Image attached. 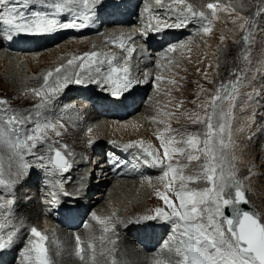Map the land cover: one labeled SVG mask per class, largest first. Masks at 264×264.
Returning a JSON list of instances; mask_svg holds the SVG:
<instances>
[{
    "label": "rangeland",
    "instance_id": "374dc122",
    "mask_svg": "<svg viewBox=\"0 0 264 264\" xmlns=\"http://www.w3.org/2000/svg\"><path fill=\"white\" fill-rule=\"evenodd\" d=\"M45 1L53 2L54 0ZM147 1L148 0H138L137 3L133 2V12H128L130 17H134L125 26L112 24L105 25L100 33L96 35L88 34L76 37H62L50 45H45L43 48H37L31 51H23L21 49L11 51L12 54H17L18 57L15 59H18V64L10 63L9 60L0 58V99L6 100L8 102L7 106L10 109L25 115L30 114L33 119H36V106L41 103L42 97L33 95L32 90L40 89L43 86V77L49 71H54L61 65H65L67 68L68 60L73 59L74 57H81L84 53H88L91 50L109 56L114 55L118 58L125 57L126 59L119 62L120 67H130L132 75H134L132 79L137 85L136 87L144 88V91L141 94L142 98L140 99L142 103L139 104L140 106L138 108L132 110V112H129L124 117L119 118V120L114 119L112 116L98 115L94 121L104 124V130L102 133L101 131L97 132L98 134L94 133L90 128L80 129L77 132L74 128V123L70 121L73 118L76 119L77 122L80 120L77 125L82 126L83 122L79 118V114L85 116L86 112L84 111V107H86L87 104L84 106V104L77 102V95L80 92L79 88H90L85 91L84 94L93 95L95 94L93 91L99 89V87H97L98 83L96 82L87 81L82 84L71 83L60 90V95L64 92L66 95L59 103V109L56 114L53 113V115H51L46 107L39 109V114L41 116L47 117L54 122L58 120L56 131H59L61 135L56 136L55 132L49 129L47 131V136L49 138L48 142L53 143L55 148L61 149L64 155L69 158L71 163H73L72 165H74V161L79 154H81L80 157L83 154L85 155L83 157H89L86 161L83 160L84 165H86L83 171H86L84 174H86L88 179L92 180V183L94 180L93 185H96L94 187L95 190L91 191V194L94 195L101 193L106 195L107 190H110L112 182L108 181L104 183L103 181H100L103 176L100 173H96V170L99 169V163H94V167L92 165L93 160L91 161V157L93 152L95 153L96 151L94 145L93 149L90 145L92 146L94 142H98L101 147L98 154L103 155L102 151L105 149L107 141H109V144L111 143L113 146L118 147L133 143L137 145L139 153L142 152L143 148H148L150 151H153L158 158H163L164 150L161 147V139L159 137L162 136L165 142L172 137H175L176 140H186L190 134L200 132V147H203L202 141L205 125L203 123H194V121H196L197 118L200 120L206 119V113L210 111L209 105L212 97L216 94L217 87L222 82L225 84L229 81L235 82L236 76L231 75V73L235 71L240 76V82L237 87V92L235 93V106L231 109V113L227 117V122L230 125L231 144L224 150L226 156V170L229 172H235L234 179L240 180L241 188L248 201L247 204L252 207L256 215L264 220V130L260 124L262 118H264V0H198V2L195 0H184L183 4H178L175 3L174 0H170L167 4L168 6H163L161 3L158 7H153L154 9L149 6L145 7ZM163 1L164 0H162V2ZM208 4H215L217 6L214 14L213 9L207 7ZM155 5L157 4L154 3L153 6ZM187 5H191L195 11H203L207 20L200 21L199 18L198 20L196 18H190L191 24L189 28L192 29V31L178 35L179 38L172 41L164 50L169 51L168 49L172 45H175V49L169 51L172 55L171 57L164 54L161 56V52H153V58H151V61L146 62L149 63V66L151 64L157 66L155 68H153L152 65L150 66V70L154 72L152 78L148 75L146 77L145 74L140 75L147 70H138V75L134 73L133 56L137 49H141L140 41H142V34L146 30L150 31L148 25L150 24L151 28H154L155 25L170 24V22L175 20L174 15V17H171V15H165L164 18L158 17L151 23V18L148 17L149 14H154L157 10L162 11L163 7L167 8L168 11L171 9V11H169L170 14L178 13L180 9L186 8ZM107 6L106 3L100 1L97 3L99 11H102V9ZM147 11H149L148 14H145ZM141 16H144V18ZM249 18L253 20V25L251 26V32L249 34V42L247 46H245L242 37L245 34L244 29L249 27L246 22ZM203 27H208L211 31L205 33L202 30ZM127 28L130 29L127 30ZM135 30L140 31L138 37H134L135 34H132L131 37H124V40L128 44V48L134 49V53L131 55L122 48L108 44L107 40L103 43L98 42L90 47L89 43L85 41V38L89 37H99L102 39L104 33L108 31L119 38L121 35H126V33ZM172 30H174V28L170 29V31ZM178 36L173 38H177ZM184 38L187 39L178 45ZM73 39L77 40V42L75 41L72 43L71 40ZM186 45H189L190 49L187 50L188 47L185 49ZM203 45L204 48H201ZM109 47H114L115 50L110 49ZM2 49L8 51L7 49L0 47V51ZM45 49H51L52 52L38 55L39 52H42ZM209 50L213 55L209 53ZM189 51L195 54V58L199 61V63H197L199 66H197L196 63L193 64L194 60L187 58ZM31 54L38 56L29 57ZM147 59H149V57H147ZM156 61L159 62L158 65H156ZM20 64H22L21 73H23L22 70L24 66L25 76L30 77V79H27L26 77V79H24L25 83H23L28 84L29 88H21L22 85L19 84V86L15 84L14 74L16 70L19 69ZM187 67H189L188 70H190L189 74H191V72L197 73L198 78H193V75H190L187 77L185 83H183L182 80L184 79L182 74L183 70ZM148 68L149 67H146V69ZM160 71H163V73H160ZM34 76L38 79L34 80ZM157 77L160 79H157ZM54 79L55 76L50 78V83L53 82ZM97 79H102V77H97ZM145 83H148L147 88V84L145 85ZM70 85H73L74 91L69 94V91H66V88ZM150 92L151 94L149 95ZM148 95H152L151 98L149 97V100ZM96 100H93V103L96 102ZM132 101L135 102V99H132ZM146 101L148 102L146 103ZM52 104H49V107H51L50 105ZM133 106L136 107V103H134ZM144 106L145 108L143 109ZM142 110H145L144 115L148 114V116L145 118L146 122L142 124L141 127H136L133 130L123 128L125 131L112 127L115 124H118V122H129L128 120L131 118V114L139 115ZM224 110H228L227 104L224 105ZM68 113L70 115H68ZM66 114L68 117L63 116ZM75 115L78 117H74ZM215 122L216 121H214V123ZM61 125H63V127H61ZM26 127L31 128L32 124H28ZM100 134L101 136L99 137ZM98 138H100L99 141H96ZM225 139H228L227 131L225 133ZM175 147L185 148L186 151H190V149H188L183 143L176 144ZM33 152L35 155H25L30 163L33 164L35 168L33 171L26 176V169H24V175L20 178H17L16 176L9 177L7 174L5 176V179L16 181L12 184L14 191L17 188V185L20 186V182L23 180L21 183V187L23 188L20 187V193L12 192V189L9 191L7 188H5L6 191H0V195L6 199L10 198L11 195H15L13 198L15 202L13 206L14 212L9 215V218L11 219L9 222L13 224L11 225V230L18 229L13 240V242L16 243L15 250L18 251L20 248H23L25 244H27V247H30V240H38L37 237L31 235L30 229L33 227L48 237V240L44 243L49 249V254L54 261V264H64L63 262L56 261L58 257L55 256V252H68V255L71 254L73 260L67 258L69 260L68 262H71V264H113V261H116L117 258L116 253L110 249V246L116 235L123 239H127L130 243L129 247L131 250L136 248L135 245L140 243L141 248L138 247L140 255L136 258L140 256L146 258L147 255L149 256V254L151 255L157 251L158 248H161V245H164L166 241L170 242V238L174 235V225L170 221H165L159 218L156 220L144 219V217L154 216L155 209L157 208H161L169 214L171 213V208L160 199L158 193L167 194L176 205L179 204L174 192L165 187V185L172 180L171 174L169 177L163 178V171L166 169L154 166V170L147 171L146 174L138 177L140 180V187L136 186L131 189L128 188V190L122 193L119 198L113 196L112 198H114V200H109L112 202V205L107 206V204L104 205L103 203L104 214L99 215V217H97V215L93 216L94 213L98 212L94 207H101L102 203L98 202L97 204H94L92 210H88V212H85V215L82 216L83 208L86 205L81 204V199L76 202L74 198L71 197V192L64 191L67 192L68 195H64L63 197L70 196L71 199L69 202L71 205L75 206L76 211L74 212L76 213L74 214H77L76 216H78L76 220L84 221L76 228L69 226L68 231H76L77 235H79L81 231H84L85 237L80 238V247L85 250L84 246H86L88 251L84 260L79 259L75 255L77 250V240H75L74 235V239L71 241V238L69 237V242L67 246L64 247L63 252L61 243H59V241H61L60 237L56 234L57 224L53 223L54 225H52V229L44 231V229H39L35 226L36 221L33 223H26L18 216L21 207L27 209L28 207L35 208V206H38L41 215L48 218V215L42 213V206L45 201L44 198H41V195L45 192L42 190H46L50 186V182L48 181L47 184L43 185V183L40 182L41 177L39 176L46 177L48 180H52L56 177L63 183V188H68L69 185L74 183V180H72L69 184L70 179L65 177L72 171L69 170L65 173H59L57 171L56 175H54L47 171L46 166H41L45 165V160L40 161L37 160L36 157H47L49 155L48 146H46V144H38ZM68 153H71V155H67ZM195 154L200 155L201 160L191 162L190 166L184 169V174L186 176L195 174L198 171V164L202 163L204 160L203 153ZM97 159L99 160L103 158ZM177 161H179L180 165L189 164V161L186 158L179 154H175L171 162L175 165ZM101 163H103V161ZM167 163H169V161L164 160V164L167 165ZM5 167L7 168V164ZM90 169H92V171H90ZM16 170V166L14 165L13 171ZM29 175H32V177ZM25 178L27 179L24 180ZM116 178L119 177H114L113 179ZM136 178L137 177H132L131 179ZM96 179L99 181H96ZM30 180L32 181L30 182ZM180 184L181 181L177 179L172 187L179 188ZM25 185H29V187H26ZM101 185H104L103 188L106 190H100L99 187ZM147 185L149 186L147 187ZM41 186L43 189H40ZM205 186L206 184L203 180L199 183L187 182L188 190L193 188L202 189ZM232 190L233 189H231V191ZM98 199L92 198L90 200ZM15 208H17L16 211ZM134 223L138 224L141 228L143 226L148 228L150 224L159 223L160 225L157 227L156 231L157 239L153 241V236H148L146 228L145 230H141V233L138 234L140 241H136V239L130 236L133 234L131 228ZM94 224L98 226V228H95ZM119 224L122 225L120 226ZM118 226L120 227V230H118ZM167 228L172 229V232L167 233ZM4 234L6 235V232ZM77 237L78 236H76V238ZM145 242L147 243L144 244ZM89 244L93 245L95 249V260H93V262L89 261L92 260V249L88 247ZM159 258H157L155 264L165 262V260ZM8 261L9 259H5L3 260V263H8ZM129 261L130 260H127V263L126 261L122 263H117L116 261L115 264H129ZM26 262L27 261L20 258V260L13 261L10 264H27ZM132 264H137L134 259Z\"/></svg>",
    "mask_w": 264,
    "mask_h": 264
},
{
    "label": "snow or ice",
    "instance_id": "6c2138e0",
    "mask_svg": "<svg viewBox=\"0 0 264 264\" xmlns=\"http://www.w3.org/2000/svg\"><path fill=\"white\" fill-rule=\"evenodd\" d=\"M99 0H54L47 5L51 12L30 11L25 9L30 7V0H0V25L4 26L5 34L9 39L13 35H43L50 34L60 29L75 28L80 29L87 26L84 21L89 19L95 5ZM161 4L162 0H155ZM175 3L183 4L184 0H174ZM209 9H216L215 4H208ZM171 11V9H169ZM80 13L77 16V13ZM61 13H70L74 19L67 23H62L57 17ZM259 13V9H258ZM190 17L199 18L200 21L207 20L203 11L193 10L191 5L182 8L176 14V23L165 25L168 28L183 27ZM81 22L77 23L76 20ZM210 22V21H209ZM248 28L244 29L242 37L245 46L249 42V34L253 20L247 21ZM150 30L159 31L161 29L151 28ZM205 33L211 31L208 27H203ZM130 39V38H129ZM115 43V41H113ZM123 48V44H121ZM175 49L172 45L168 50ZM124 51L132 54L134 49L124 48ZM125 57L109 56L101 52L84 53L81 57H74L67 61L68 67L61 65L54 71H49L43 77V86L40 89L32 90V94L42 97V101L36 106L37 118L33 119L31 115L19 113L10 109L8 102L0 99V186H4L11 191V186L16 181L5 179L6 174L20 178L24 175V169L28 167L24 161L25 155H35L33 152L38 144L48 146L49 155L37 156L40 161H47L52 167L49 169L51 174L65 173L71 168V164L62 151L50 144L47 136L49 129L55 132L56 136L61 135L56 131L57 121L48 119L39 114V109L50 104L60 90L68 84H82L87 81L98 84H107L110 86L111 95L119 97L123 92L130 89L133 85L131 79V69L128 66L120 67V61ZM115 62V63H114ZM107 65V70L103 71V66ZM231 75L236 76V81H229L227 84L221 83L216 94L212 97L209 105L210 111L206 113V119L197 118L194 123H203V147L201 144V133L196 132L189 135L186 140H176L175 137L165 142L161 136V147L164 150L163 158H158L153 151L143 148L139 154V160L144 164L166 169L163 171V178L169 177L172 180L165 185L170 191L174 192L176 205L167 194L158 193L160 199L171 208V213L165 212L161 208L155 209V215L144 217V219H162L170 221L174 227V235L170 242L166 241L163 247L169 255L165 262L161 264H264V220L253 212L242 210L239 205L247 204L245 193L241 190L240 181L235 180V172L226 170V156L224 150L231 144L230 125L227 117L231 109L235 106V93L240 82V76L233 71ZM55 79L50 83V78ZM147 77V73L145 74ZM102 77V79H97ZM157 79H160L157 77ZM228 105V110H224V105ZM214 121H216L214 123ZM32 124L31 128H27ZM63 127V125H61ZM90 131V129H89ZM228 132V139H225V133ZM91 143V142H90ZM183 143L190 151L185 148L175 147L176 144ZM66 147V146H63ZM137 147L136 144L129 143L123 145L125 150ZM54 153V155H52ZM195 153H203L204 160L198 164V171L193 175H185L184 169L189 167L191 162L200 161L201 157ZM175 154L186 158L188 165H180L179 161L174 165L171 161ZM67 155H71L68 153ZM235 159V157H234ZM164 160H168L167 165ZM118 166L117 162H112ZM7 164V168L5 165ZM16 171H13V166ZM45 167L46 165H41ZM234 168V166H233ZM181 181L179 188H173L176 180ZM203 180L206 184L204 188H193L188 190L187 182L199 183ZM56 190L51 192L52 203H58V193L63 192V183L57 181L53 186ZM235 189L234 194L231 189ZM13 200L4 201L0 197V210H4L6 205H12ZM230 210L231 215L226 214L225 210ZM0 215L7 216V212L0 211ZM7 221H0V251L11 247L18 229L8 230L5 235V229L10 228ZM31 235L38 240H30V247H26L21 252V256L29 264H54L49 249L45 246L48 237L43 235L35 227L30 229ZM77 250L75 255L84 260L87 252L80 247L81 241L77 237ZM88 247L92 249V260H95V249L93 245ZM59 253H57L58 255ZM115 264V261H113Z\"/></svg>",
    "mask_w": 264,
    "mask_h": 264
},
{
    "label": "bare ground",
    "instance_id": "6f19581e",
    "mask_svg": "<svg viewBox=\"0 0 264 264\" xmlns=\"http://www.w3.org/2000/svg\"><path fill=\"white\" fill-rule=\"evenodd\" d=\"M137 1L138 0H130V5H133V2H136L137 3ZM169 1L170 0H164L163 2H161L162 3V5L163 6H168L167 4L169 3ZM196 2H198V0H195ZM203 1H205V0H203ZM211 1V0H210ZM201 2V1H200ZM154 3H156L155 2V0H148L146 3H145V7H150V8H152V9H154L155 7H158L160 4H157V5H155V6H153L154 5ZM191 3V2H190ZM189 4V3H188ZM192 4V3H191ZM144 6V5H143ZM152 6V7H151ZM154 7V8H153ZM146 9V8H145ZM131 10V9H130ZM129 12H131V11H129ZM148 12L149 11H147V13H145V14H148ZM135 14V13H134ZM176 14L177 13H173V14H171L172 15V17H174V16H176ZM142 15V14H141ZM174 15V16H173ZM133 17L134 16H131V17H129V20L131 21V19H133ZM142 17V16H141ZM142 18H144V16L142 17ZM175 18V17H174ZM159 21V20H158ZM153 22V19H151V23ZM177 21H176V19L174 20V21H172V22H170V24H172V23H176ZM160 24V23H159ZM190 24H191V22H190V18L188 19V22L183 26V27H181V28H174V30H172V31H170V29L171 28H168V30H167V32H168V34H170L171 36H176V35H182L184 32H189V31H192V29H190L189 28V26H190ZM162 25V24H161ZM161 25H159V26H161ZM164 25H167V24H164ZM156 26V25H155ZM110 28H112V27H110ZM130 28H127V30H129ZM133 29V28H132ZM114 30V29H113ZM123 32V31H122ZM121 32V33H122ZM139 32L140 31H137V30H135V31H132V32H130V33H126V35H121V37H119V39H125L124 37H131L132 36V34H135V36L134 37H138L139 36ZM151 33H152V30H150V31H148V30H146L143 34H142V37H147V38H149L150 36H151ZM195 33V32H194ZM102 34V33H101ZM103 38L102 39H100L99 37L98 38H96V37H89V38H85V41H87L88 43H89V47L91 46V45H94V44H96V43H98V42H101V43H103L104 41H108L109 39H112V38H118L115 34H112V33H110L109 31L108 32H106V33H104V35L102 36ZM189 38V37H188ZM187 39V38H186ZM185 38L178 44V45H180L184 40H186ZM77 42V40H75V39H73V40H71V42L72 43H74V42ZM213 42V41H212ZM215 42V41H214ZM134 43V42H133ZM141 49L139 50V49H137V51H135V54H134V56H133V58H134V68H133V72L134 73H136L137 75L139 74V72H138V70H147L146 72H144V73H142V74H140V75H144V74H146L147 73V75L150 77V78H152L153 77V75H154V72L153 71H151L150 69V66L152 65H148L149 63H146V62H149V61H151V58H153V52H158L159 50H156V49H152L151 47H148L147 46V43H144L143 41H141ZM190 45V44H189ZM189 45H186V47H185V49L187 48V50L188 49H190V46ZM199 46V45H198ZM0 47H3V48H5V49H7L8 51H5L4 49H2L1 51H0V58L1 59H7V60H9V62L10 63H17V60L18 59H15V58H17L18 56H17V54H15V53H11V51H15V50H12V49H10V48H6L5 46H4V44H3V38L2 37H0ZM25 48V47H24ZM110 49H114L115 50V48L114 47H109ZM201 48H204V45H203V47H201ZM39 49V48H38ZM91 51H93V50H91ZM91 51H89V52H91ZM200 51V50H199ZM9 52V53H8ZM52 52V50L51 49H45V50H43L42 52H39L38 53V55H40V54H42V53H51ZM88 52V53H89ZM146 52V53H145ZM161 52V56H162V54H164V55H166V56H172L171 55V53L169 52V51H160ZM211 51L209 50V53H210ZM148 53H150V54H148ZM34 54H36V53H34ZM148 54V55H147ZM200 54V53H199ZM211 54V53H210ZM209 54V55H210ZM38 55H30L29 57H37ZM189 55V56H188ZM187 55V58L188 59H192V60H194V62H193V64H197V63H199V61H198V59L197 58H195V54H193V52H191V51H189V54ZM211 55H213V53L211 54ZM147 57H149V59H147ZM160 58V57H159ZM203 58V57H202ZM153 60V59H152ZM65 61V60H64ZM262 62V61H261ZM156 63V65H158V61H156L155 62ZM18 64V63H17ZM191 66V65H190ZM197 66H199L198 64H197ZM21 67H22V64H20L19 65V69H17L16 70V72H15V74H14V81H15V84L16 85H22L21 86V88H29L28 86V84H23V83H25V80L24 79H26V77L27 76H25V74H24V70H25V68H24V66H23V73H21ZM146 67H149L148 69H146ZM152 67L153 68H155V67H157V66H155L154 64L152 65ZM195 67V66H194ZM188 68L189 67H187L186 69H184L183 70V74H182V76H183V79L184 80H182V82L183 83H185V81H186V79H187V77L188 76H190V75H193V78H195V77H197L198 78V74L197 73H192L191 72V74H189L190 73V70H188ZM192 68V67H191ZM199 68V67H198ZM201 68V67H200ZM33 70V69H32ZM167 70V69H166ZM157 73V72H156ZM160 73H163V71H160ZM26 74H27V72H26ZM168 74V73H167ZM23 76V77H22ZM134 76V75H133ZM27 79H30V77H27ZM33 79L34 80H37L38 78H36V76H34L33 77ZM147 84V85H146ZM19 85V86H20ZM145 85H146V88L148 87V83H145ZM139 87H136V89H134L133 90V93H132V95H130L129 97H130V100L131 99H135V102H133L132 101V103L134 104V103H136V107H134L133 106V110H135L136 108H138L140 105L139 104H141L142 103V101L140 100L141 98H142V96H141V94L143 93V91H144V88H142V87H140L139 89H138ZM141 88H142V90H141ZM260 88V87H259ZM69 91L68 93L70 94L72 91H74V87H73V85H70L69 87H67L66 88V91ZM161 93V92H160ZM151 94V92L149 93V95ZM65 92L63 93V94H57L56 95V97L52 100V102L50 103V104H52V105H50L51 107H49V104H47L45 107H46V109H48V111L51 113V115H53V113H57V111H58V107H59V103L62 101V98L63 97H65ZM148 95V100H149V97L151 98L152 97V95L151 96H149ZM138 98V99H137ZM137 99V100H136ZM137 102H138V104H137ZM148 101H146V103H147ZM94 103L96 104V106L94 105ZM94 103H92V104H87L86 105V107H84V111L86 112V114H85V116H81L80 114H79V110H78V114H79V118L82 120V122H83V124H82V126H79V125H77L78 124V122L80 121H78L77 122V120L76 119H72V117H71V119L72 120H70L72 123H74V128H75V130L78 132L80 129H88V128H90L94 133H97V132H99V131H101V133L103 132V130H104V124H101V123H99V122H95L94 120L98 117V115H102V112H100V111H98L97 109H96V107H98V105H97V102H94ZM143 103H145V102H143ZM145 103V104H146ZM144 104V105H145ZM146 106V105H145ZM145 106L143 107V109L145 108ZM254 106H255V104H254ZM147 107V106H146ZM144 113H145V110H142L140 113H139V115H133V114H131L130 116H131V118L128 120L129 122H118V124H115L114 126H112V127H116V128H118V129H122L123 131H125L123 128H125V129H131V130H133V129H135L136 127H141L142 126V124H144L145 122H146V120H145V118L148 116V114H145L144 115ZM68 115H70L69 113H68ZM68 115L66 114V115H63L64 117H68ZM70 117V116H69ZM74 117H78L77 115H75ZM114 119H117V120H119V118L118 117H113ZM75 122H74V121ZM77 122V123H76ZM260 124L262 125V129L264 130V118H262V120H261V122H260ZM111 128V127H110ZM261 129V128H260ZM122 130H118V131H122ZM260 132H261V130H260ZM98 134V133H97ZM101 136V134L99 135V137ZM99 139L100 138H98V140H96V141H99ZM93 145H94V149H95V153L93 152V155H92V157H91V161L93 160V163H92V165H93V167L95 166L94 165V163H96V162H98L99 163V169H97L96 170V173L97 174H102V178H101V180L100 181H103L104 183L105 182H108V181H110V182H112L111 183V187H110V190L108 191L107 190V193H106V195H104V194H101V193H97V194H94V195H92L91 194V191H94L95 190V186L96 185H93L94 184V180H93V183H92V180H90V179H88L87 178V176H86V174H84L86 171H83V169H84V167L86 166V165H84V163H83V160L84 161H86L89 157H83V156H85L84 154L80 157V155L81 154H79V156L77 157V159H75V161H74V165H72L71 166V170L70 171H72V172H69L70 174L69 175H67L66 177L67 178H69L70 179V181H69V184H70V182L72 181V180H74V183L72 184V185H69L68 186V188L67 187H64L65 189H64V191H69V192H71L72 193V195H71V197H73L74 198V200L76 201V202H78L80 199H81V204H85L86 206H84V208H83V212H82V216L83 215H85V212H88V210H92V206L94 205V204H97L98 202L99 203H102L101 205V207L100 206H98V207H94V209H96L98 212L97 213H94V215L93 216H95V215H97V217H99V215H102V214H104V208H103V203H104V205L105 204H107V206H109V205H112L111 203V201H109L110 199H112V200H114V198H112L113 196H115V197H117V198H119V197H121L120 195H122V193H124L125 191H127L128 190V188L129 189H131V188H134V187H140L141 185H140V180H139V178H138V180H137V178L136 179H131V178H121V177H119V178H116V179H113L114 178V175L108 170V168H107V166H106V164L103 162V163H101L102 161H103V159H97V158H103V155H99L98 153H99V149L101 148L100 146H99V144H98V142H94L93 144H92V146L90 145V147L93 149ZM102 151V150H101ZM104 151V150H103ZM103 151H102V153H103ZM98 160V161H97ZM90 171H92V169H90ZM48 173V172H47ZM54 175H56V173L54 174ZM106 175V176H105ZM30 177H32V175H29ZM39 177H41L40 178V182L41 181H43V185H45V184H47L48 183V181L50 182V186L46 189V190H42V191H45V192H49V193H51V192H53V191H55L56 189L53 187L55 184H56V182L57 181H59V179L58 178H56V177H54L52 180H48V179H46V177H42V176H39ZM27 178H25L24 180H26ZM122 179V180H121ZM23 181V180H22ZM22 181L20 182V186H18L17 185V188L15 189V192L16 193H20L19 191H21L20 190V187H21V183H22ZM32 180H30V182H31ZM96 181H99L98 179H96ZM42 183V182H41ZM131 183H136V184H131ZM123 184H126V185H123ZM142 184V183H141ZM131 185V186H130ZM26 187H29V185H25ZM103 186L104 185H101L99 188H100V190L101 189H105V188H103ZM149 185H147V187H148ZM21 188H23V187H21ZM106 190V189H105ZM44 192V193H45ZM109 192V193H108ZM117 194V195H116ZM43 195V194H42ZM42 195H41V197H42ZM64 196V194H63V192H59L58 193V203H60V204H64V203H68V204H70V202H69V200H67L65 197H63ZM125 197V196H124ZM92 198H95V199H98V200H90V199H92ZM103 199V200H102ZM45 200V199H44ZM102 200V201H101ZM116 201H118V200H116ZM58 203H52V196L50 195V201L48 202V201H45L44 202V204H43V206H42V209H46V207H45V204H49V205H46V206H54V205H57ZM18 207V206H17ZM19 208V207H18ZM17 210V208H15V211ZM20 212L18 213V216L19 217H21L23 220H24V222H26V223H29V222H35V226L37 227V228H42V229H44V231H46V230H50V229H52V225H54V224H57V227H56V234L58 235V237H60V240L61 241H59V243H61V247L63 248V252H64V247L65 246H67V244H68V242H69V237L71 238L70 239V241L71 240H73L74 239V235H75V240H76V236H78L79 238H84L85 237V233H84V231H81L80 232V234L79 235H77V232L76 231H68V227H63V226H61V225H59L58 223H57V221H55V220H53L50 216H48V218L47 217H45V216H42L41 215V211H40V208H38V206H35V208H30V207H28L27 209H25V207H21L20 208V210H19ZM74 213H76V212H73V213H69V216L70 217H74L75 219H77L78 218V216H76L77 214H74ZM42 219H44V220H42ZM47 219V220H46ZM20 220V219H19ZM92 220H94V219H92ZM94 222V221H93ZM52 223V224H51ZM54 223V224H53ZM152 223H156V222H152ZM59 225V226H58ZM120 226L122 225V224H119ZM160 224L159 223H157V224H150V226L147 228L146 226H143L142 228L138 225V224H133V226H132V228H131V231L133 232V234H131L130 236L132 237V238H134V239H136V241H140V237L138 236V234L139 233H141V230H145L146 228V232L148 233V236H153V238H152V240L153 241H155L156 239H157V233H156V231H157V227L159 226ZM72 226V225H71ZM94 226H95V228H98V226H96L95 224H94ZM120 227L118 226V230H120L119 229ZM65 229H67V230H65ZM90 230V229H89ZM129 236V235H128ZM129 236V237H130ZM73 237V238H72ZM129 239H131V238H129ZM114 241H113V243L111 244V246H110V249L112 250V251H114V253H116V261H117V263L118 262H120V263H122V262H124V261H126V263H127V260H130L129 261V264H132V262H133V259L136 261V263L137 264H155L156 263V260H157V258H159V259H161V260H166V257L169 255V253L167 252V250L163 247V244L161 245V248H158V250L157 251H155L154 253H152L151 255L149 254V256L147 255V257L146 258H144L143 256H140V257H138V258H136L137 256H139L140 255V250L138 249V247L139 248H141V246H140V243H138L137 245H135V247L136 248H133L132 250L130 249V243H129V241L127 240V239H123V238H121L120 236H115V238L113 239ZM139 245V246H138ZM84 248H85V252H87L88 251V248H86V246H84ZM152 250V249H151ZM55 256L56 257H58V259H56V261H58V262H63L64 264H71V262H68L69 260L67 259V258H69V259H71V260H73L71 257V254L70 255H68V252L67 253H62V252H59V254L57 255V252H55ZM70 260V261H71ZM90 262H93V260H89ZM115 261V262H116Z\"/></svg>",
    "mask_w": 264,
    "mask_h": 264
},
{
    "label": "water",
    "instance_id": "95a60500",
    "mask_svg": "<svg viewBox=\"0 0 264 264\" xmlns=\"http://www.w3.org/2000/svg\"><path fill=\"white\" fill-rule=\"evenodd\" d=\"M239 207H240L242 210H245V211H249V212H253V213H254L252 207H251L249 204H243V203H241V204L239 205ZM225 211H226V214L231 215L230 210H227V209H226Z\"/></svg>",
    "mask_w": 264,
    "mask_h": 264
}]
</instances>
